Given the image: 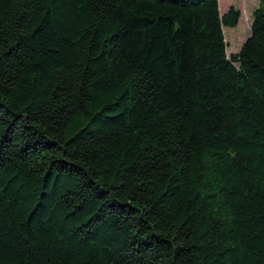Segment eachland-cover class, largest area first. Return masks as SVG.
<instances>
[{
	"label": "trees",
	"instance_id": "trees-1",
	"mask_svg": "<svg viewBox=\"0 0 264 264\" xmlns=\"http://www.w3.org/2000/svg\"><path fill=\"white\" fill-rule=\"evenodd\" d=\"M221 11L0 0V264H264V0L230 56Z\"/></svg>",
	"mask_w": 264,
	"mask_h": 264
},
{
	"label": "rangeland",
	"instance_id": "rangeland-1",
	"mask_svg": "<svg viewBox=\"0 0 264 264\" xmlns=\"http://www.w3.org/2000/svg\"><path fill=\"white\" fill-rule=\"evenodd\" d=\"M220 14L223 16L230 7H235L240 10L242 15L239 21V25L236 28H225L224 34L228 44V55L237 54L240 51V46L235 49L234 41L242 38L244 43L251 37V27L253 23V13L258 9L260 0H219ZM227 35V37H226ZM243 43L241 45H243ZM234 48V49H233Z\"/></svg>",
	"mask_w": 264,
	"mask_h": 264
},
{
	"label": "crops",
	"instance_id": "crops-1",
	"mask_svg": "<svg viewBox=\"0 0 264 264\" xmlns=\"http://www.w3.org/2000/svg\"><path fill=\"white\" fill-rule=\"evenodd\" d=\"M244 44V43H243ZM241 47H242V45L239 47L240 48V50H241ZM234 49V48H233ZM239 53V52H238Z\"/></svg>",
	"mask_w": 264,
	"mask_h": 264
},
{
	"label": "water",
	"instance_id": "water-1",
	"mask_svg": "<svg viewBox=\"0 0 264 264\" xmlns=\"http://www.w3.org/2000/svg\"><path fill=\"white\" fill-rule=\"evenodd\" d=\"M221 17H223L222 15H221ZM229 56V55H228Z\"/></svg>",
	"mask_w": 264,
	"mask_h": 264
}]
</instances>
